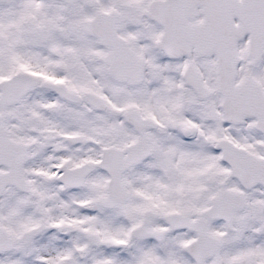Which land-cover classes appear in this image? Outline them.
Listing matches in <instances>:
<instances>
[{
  "label": "snow or ice",
  "instance_id": "obj_1",
  "mask_svg": "<svg viewBox=\"0 0 264 264\" xmlns=\"http://www.w3.org/2000/svg\"><path fill=\"white\" fill-rule=\"evenodd\" d=\"M0 264H264V0H0Z\"/></svg>",
  "mask_w": 264,
  "mask_h": 264
}]
</instances>
